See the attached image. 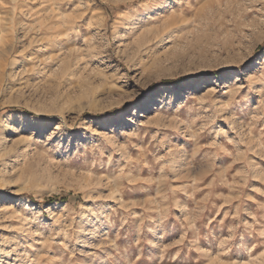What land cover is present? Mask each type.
I'll list each match as a JSON object with an SVG mask.
<instances>
[{"label": "rangeland", "instance_id": "374dc122", "mask_svg": "<svg viewBox=\"0 0 264 264\" xmlns=\"http://www.w3.org/2000/svg\"><path fill=\"white\" fill-rule=\"evenodd\" d=\"M217 1L53 0L0 85V264H264V0Z\"/></svg>", "mask_w": 264, "mask_h": 264}, {"label": "bare ground", "instance_id": "6f19581e", "mask_svg": "<svg viewBox=\"0 0 264 264\" xmlns=\"http://www.w3.org/2000/svg\"><path fill=\"white\" fill-rule=\"evenodd\" d=\"M50 1L51 0H13V8H12L11 16H9L6 19L5 24H3V27H2V33L5 36V40L2 46L0 47V57H1L0 58V85L4 81L5 77L7 76L8 68L14 69L19 64L24 63V61L27 60L26 58L29 59L28 55L31 51L30 48L36 49L35 51L37 52H39L38 50H41V48H44V47L47 48L46 45H43V46L39 45L38 47L37 46L33 47L34 36L32 35V33L40 30L42 27H47L50 29L53 27L54 20L58 15L56 10L58 9L54 7V3L52 4L53 0L51 2ZM232 1L234 0H225V2L223 3V0H219L215 3V5L213 4L212 6H213V9H217L216 11L220 12L221 10L223 11V9L230 7L232 5L231 4ZM144 2H146V0H144ZM58 4L56 7H58ZM216 11L213 10V12H216ZM62 13L63 12H61V14ZM98 19H99L98 21L102 23V18L100 16L98 17ZM58 20L60 24V19ZM237 25L240 26V23H237ZM13 32L19 34L18 37H15L16 42H19L21 44V49L19 50L12 48V44L14 43L13 40L15 41ZM143 32L144 31L142 30V33ZM54 38H53V41L56 40L57 36L56 37L54 36ZM5 44H9L10 48L7 49L6 47L8 46H6ZM42 55H43V59H38L41 63L48 62V60H51V59H48L50 56L47 57L48 55L47 56H44V54ZM45 66L47 65L45 64Z\"/></svg>", "mask_w": 264, "mask_h": 264}, {"label": "trees", "instance_id": "16d2710c", "mask_svg": "<svg viewBox=\"0 0 264 264\" xmlns=\"http://www.w3.org/2000/svg\"><path fill=\"white\" fill-rule=\"evenodd\" d=\"M264 44V39L262 41L261 44H259L256 49L260 48L262 45ZM182 80V77H175V78H171V79H163L160 80L154 84L150 85V88L155 87L158 83H162V84H173V85H178L179 82ZM71 198V194H64V193H60V194H52L50 196L45 197L44 199H42L41 201H38L39 203H49L52 201H69Z\"/></svg>", "mask_w": 264, "mask_h": 264}]
</instances>
